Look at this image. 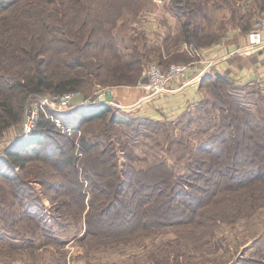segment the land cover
<instances>
[{
	"label": "rangeland",
	"instance_id": "rangeland-1",
	"mask_svg": "<svg viewBox=\"0 0 264 264\" xmlns=\"http://www.w3.org/2000/svg\"><path fill=\"white\" fill-rule=\"evenodd\" d=\"M0 3V99L22 111L0 134V155L44 134L23 167L0 176V264H264V82L208 73L206 96L173 121L109 102L102 116L75 118L150 63L195 68L199 48L250 29L264 0ZM39 69L83 82L71 106H46L27 134V108L68 92H27L11 78Z\"/></svg>",
	"mask_w": 264,
	"mask_h": 264
},
{
	"label": "crops",
	"instance_id": "crops-1",
	"mask_svg": "<svg viewBox=\"0 0 264 264\" xmlns=\"http://www.w3.org/2000/svg\"><path fill=\"white\" fill-rule=\"evenodd\" d=\"M246 32L247 30L241 32L239 28H235L227 32L222 39L199 48L197 51L200 54V63L195 68L205 70L204 75L212 72L223 74L240 85L264 82V49L251 54L231 52L245 41ZM185 48L184 44L181 50ZM195 68L193 67V70ZM139 74L137 84L108 87L113 90L114 95L113 101L109 103L120 108L136 106L140 115L173 121L200 103L206 96V88L203 82H199L185 85L151 100L143 99L145 92L139 87L143 69ZM191 75L192 73H188L186 77ZM175 85L179 84H173Z\"/></svg>",
	"mask_w": 264,
	"mask_h": 264
},
{
	"label": "built area",
	"instance_id": "built-area-1",
	"mask_svg": "<svg viewBox=\"0 0 264 264\" xmlns=\"http://www.w3.org/2000/svg\"><path fill=\"white\" fill-rule=\"evenodd\" d=\"M264 49V14H260L253 22V26L247 30L245 41L240 46L231 51L233 53H246L251 54ZM189 63H171L167 67H163L158 63L148 64L144 71L143 76L139 81L145 95L143 99H154L155 97L176 91L188 84H198L204 76L205 70L194 69ZM188 73H192L190 77H186ZM179 84L178 86L173 84ZM111 88H105L97 94L95 102L101 101V97L106 95V92ZM75 98V93L72 91L64 92L56 96L48 95L40 104L32 105L27 108L26 120L24 124L25 133H30L37 126L40 119V113L46 106L55 109L61 107L68 108L72 105ZM93 99H89L88 103H93Z\"/></svg>",
	"mask_w": 264,
	"mask_h": 264
},
{
	"label": "trees",
	"instance_id": "trees-1",
	"mask_svg": "<svg viewBox=\"0 0 264 264\" xmlns=\"http://www.w3.org/2000/svg\"><path fill=\"white\" fill-rule=\"evenodd\" d=\"M8 5H1V9H7L9 7ZM0 23H3V19L0 20ZM185 25H187V23H185ZM223 37L224 35H222L221 38L219 39H222ZM37 38L35 39V41H44V38H41V39H37ZM4 52L5 51H0V54H2L3 59L6 60L7 58H9V57H6V55L9 54V52H6V53ZM20 52L25 53V51H20ZM20 55L23 57H28V58H31L33 56L32 53L30 52L25 53V54H20ZM20 55H12L10 58L17 60L19 59ZM9 73L11 72L7 73L8 76L11 77ZM207 74L208 73H206L202 77L200 83L203 81V79H205V76ZM79 75L83 76L84 73H79ZM54 77L55 76L45 75V73L41 71V69H39V70H36L34 74L30 76L27 81H24V82H22L21 81L22 79L19 76H17V73H14V75H12L11 78L17 80L15 83L16 87H19V89L23 91L27 90V92H32V91L33 92H43L46 90H52V92L72 91L73 89H76L77 86L83 82L82 79L77 78L78 76H76L74 73L73 74L67 73L61 77H58L56 82L50 79ZM7 84H10V82ZM50 86H53V87H50ZM111 110H112V106L108 103H101L99 105H96L95 107H80L77 112L78 113L77 117L75 118L79 121L81 120L82 122H84L85 117L86 118H96L98 116H102L106 114L107 112ZM21 118H22V111L19 108H16L15 104L12 101L11 96L10 95L3 96L2 99H0V134L3 133V131L9 126V124L12 121H18V120H21ZM69 125L71 126L70 123ZM38 129L32 132L28 137L23 138V139H16L12 141L10 145L5 147L4 154L0 155V165H1L0 167H2L0 168V176L5 175L8 168H11L15 165H19V167L24 166V162L27 161L28 159L22 156V152L27 151V149L31 145L40 144L43 140L44 134L42 133L41 130H38ZM89 148L90 146H86V149H89Z\"/></svg>",
	"mask_w": 264,
	"mask_h": 264
},
{
	"label": "water",
	"instance_id": "water-1",
	"mask_svg": "<svg viewBox=\"0 0 264 264\" xmlns=\"http://www.w3.org/2000/svg\"><path fill=\"white\" fill-rule=\"evenodd\" d=\"M113 99H114L113 90L110 89V90H108V91L106 92V95H105V96H102V97H101V101L93 102V103H88V104H89V106H93V105L95 106V105H99V104H101V103H108V102H111V101H113ZM61 109H62V110H65V109H67V108H65V107H61Z\"/></svg>",
	"mask_w": 264,
	"mask_h": 264
}]
</instances>
